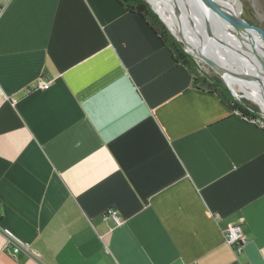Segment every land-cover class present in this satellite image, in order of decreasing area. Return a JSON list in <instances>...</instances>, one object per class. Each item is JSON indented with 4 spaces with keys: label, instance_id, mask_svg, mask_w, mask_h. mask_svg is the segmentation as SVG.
Listing matches in <instances>:
<instances>
[{
    "label": "crops",
    "instance_id": "obj_1",
    "mask_svg": "<svg viewBox=\"0 0 264 264\" xmlns=\"http://www.w3.org/2000/svg\"><path fill=\"white\" fill-rule=\"evenodd\" d=\"M0 215V264H264V128L118 0H0Z\"/></svg>",
    "mask_w": 264,
    "mask_h": 264
},
{
    "label": "bare ground",
    "instance_id": "obj_2",
    "mask_svg": "<svg viewBox=\"0 0 264 264\" xmlns=\"http://www.w3.org/2000/svg\"><path fill=\"white\" fill-rule=\"evenodd\" d=\"M162 18L172 28L181 32L178 16L175 12V4L179 7V13L183 22V34L186 41L191 45L190 50L196 54L204 52L214 57L221 65L231 72L242 75H253L256 79H246L232 74H226L225 79L229 85L231 82L239 83L246 95L256 100L264 108V65L255 54L249 37L240 29L229 22L220 19L214 14L207 12L205 7L196 0H149ZM235 13L240 12V5L237 0H223ZM213 24L216 36L226 41L225 45L216 43L210 39L205 28V19L208 17ZM219 31H216V27ZM261 45V43L259 42ZM241 53V54H240ZM230 57V58H229Z\"/></svg>",
    "mask_w": 264,
    "mask_h": 264
},
{
    "label": "trees",
    "instance_id": "obj_3",
    "mask_svg": "<svg viewBox=\"0 0 264 264\" xmlns=\"http://www.w3.org/2000/svg\"><path fill=\"white\" fill-rule=\"evenodd\" d=\"M118 2L130 13L140 16L146 22L158 37L161 44L169 50L173 61L189 69L193 75V83L195 85L216 94L225 105L232 111L238 112L243 118L256 120L260 117L259 111L255 106L246 102L244 99L238 100L234 97L231 90L220 76L202 74L196 59L185 50L184 46L177 40L147 0H118ZM1 218L0 215V220Z\"/></svg>",
    "mask_w": 264,
    "mask_h": 264
},
{
    "label": "water",
    "instance_id": "obj_4",
    "mask_svg": "<svg viewBox=\"0 0 264 264\" xmlns=\"http://www.w3.org/2000/svg\"><path fill=\"white\" fill-rule=\"evenodd\" d=\"M147 1L151 5V7L159 14L161 19L165 22V20L162 18L160 13L155 9V7L152 5V3L149 0H147ZM196 1L199 2L200 5L202 4L205 7V9L207 10V12H210V13L214 14L215 16L219 17L220 19L229 22L230 24H232L235 27H237L238 29H240L241 32L245 33L249 37L251 42H253L252 45H253V49L255 51V54L258 56L259 60L264 65V32L259 30L257 27L253 26L241 14L235 13L230 8H228V6H226L224 4L223 0H196ZM174 4L176 5L175 6V12L178 16L179 24L181 26V32L179 33L180 37H181V41L187 47H191V45L184 38L183 22L181 20V16L179 13V7L177 6L176 3H174ZM206 15H208V17L205 19V28H206L208 37L210 39L215 40V42L219 43L220 45H225L227 42L220 40L218 38V36H216L215 30L213 29V24H211V21L209 19L210 15L207 13H206ZM165 24L168 26V28L171 30V32L174 34V36L178 40V37L175 35V33L172 31V29L169 27V25L166 22H165ZM215 27H216V31H217L218 30L217 26L215 25ZM259 42L261 43V45L259 44ZM190 53H192V52L190 51ZM192 54H194V53H192ZM194 55L197 56L198 58L202 59L214 71H216V73L219 74L222 77V79H224V81L226 82V84H227L228 88L231 90V92H233V89L227 83V81L225 79L226 74L230 73L232 75L242 77V78H246V79H256V77L253 75L246 76L245 74L242 75V74H238L236 72H231V70H229L225 66L221 65L214 57L209 56V55L205 54L204 52L199 53L198 50H196V54H194Z\"/></svg>",
    "mask_w": 264,
    "mask_h": 264
},
{
    "label": "rangeland",
    "instance_id": "obj_5",
    "mask_svg": "<svg viewBox=\"0 0 264 264\" xmlns=\"http://www.w3.org/2000/svg\"><path fill=\"white\" fill-rule=\"evenodd\" d=\"M237 2L240 5L241 15L245 19H247L253 26L257 27L259 30L264 32V0H237ZM171 29L175 33V35L178 37V41L184 46L185 50H187V52L189 54H191L196 59L197 63L199 64V69L202 72V74H206L209 76H214V75L220 76L207 63H205L202 59L195 56L194 55L195 52L193 50H190L189 47H187L186 45H184L182 43L181 37L179 34L180 31L176 28V26L172 25ZM217 31H219V30H217ZM189 50L194 54L190 53ZM223 81H224V79H223ZM231 84L232 85H230V86L233 89L232 94L234 95V97L238 100L244 99L246 102L255 106V108H257V110L259 111L260 117L258 118V120L264 124V108L262 107V105L260 103H258L256 100L251 99L248 95H246V92H244L242 86L239 83H234L232 81Z\"/></svg>",
    "mask_w": 264,
    "mask_h": 264
},
{
    "label": "built area",
    "instance_id": "obj_6",
    "mask_svg": "<svg viewBox=\"0 0 264 264\" xmlns=\"http://www.w3.org/2000/svg\"><path fill=\"white\" fill-rule=\"evenodd\" d=\"M38 85L43 89H48L50 87V82L47 81L45 83L43 80H39ZM245 119L248 120L247 118ZM249 121L258 124L264 128V124L261 123L258 119ZM102 216L107 221L111 219L116 226L121 225L123 222L121 216L119 215V212L114 208H108L103 212ZM225 241L231 248H233V250L237 254L242 253L244 249L245 237L242 233L241 225H234L227 228L225 230ZM13 244V240H10L8 243V248L12 247Z\"/></svg>",
    "mask_w": 264,
    "mask_h": 264
},
{
    "label": "flooded vegetation",
    "instance_id": "obj_7",
    "mask_svg": "<svg viewBox=\"0 0 264 264\" xmlns=\"http://www.w3.org/2000/svg\"><path fill=\"white\" fill-rule=\"evenodd\" d=\"M235 113H236V111H235ZM238 113V112H237Z\"/></svg>",
    "mask_w": 264,
    "mask_h": 264
}]
</instances>
